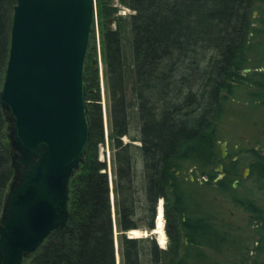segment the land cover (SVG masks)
Here are the masks:
<instances>
[{"label":"trees","instance_id":"obj_1","mask_svg":"<svg viewBox=\"0 0 264 264\" xmlns=\"http://www.w3.org/2000/svg\"><path fill=\"white\" fill-rule=\"evenodd\" d=\"M97 1L114 186L110 188L106 161L99 159L105 134L99 68L93 61L97 50L92 45L84 74L90 138L83 162L70 179V217L22 264H117L111 192L120 264H144L143 253L150 264H264V0H118L133 10L130 63L123 49L121 16L116 18V29L109 26L117 8L109 0ZM15 4L16 0H0V90ZM246 68L250 70L245 72ZM131 76L139 138L129 133L127 83ZM238 119L247 121V127H240ZM12 126L9 112L0 103V217L15 175V150L9 139ZM124 136L141 142L137 147L146 179L148 228H154L158 199H165L171 238L167 248L159 247L154 238L127 235L140 228L136 219L139 188L135 144L124 143ZM233 140L236 144L247 140L250 146L244 151L250 154L249 160L243 159V149ZM224 141L226 157L221 149ZM220 164L225 175L215 180ZM245 167L250 170L247 181ZM190 173L194 181L184 178ZM248 180L251 185H246ZM223 198L250 215L257 238L255 256L249 253L251 237L231 222V207L223 210Z\"/></svg>","mask_w":264,"mask_h":264},{"label":"water","instance_id":"obj_2","mask_svg":"<svg viewBox=\"0 0 264 264\" xmlns=\"http://www.w3.org/2000/svg\"><path fill=\"white\" fill-rule=\"evenodd\" d=\"M96 2L16 0L0 90L15 150L0 217V264H22L69 220L70 179L90 138L84 74ZM221 149L226 157L227 141ZM222 170L220 164L215 180L224 177ZM248 172L245 167L243 178Z\"/></svg>","mask_w":264,"mask_h":264},{"label":"rangeland","instance_id":"obj_3","mask_svg":"<svg viewBox=\"0 0 264 264\" xmlns=\"http://www.w3.org/2000/svg\"><path fill=\"white\" fill-rule=\"evenodd\" d=\"M110 1V6L116 7L117 11L116 13L111 16V21L109 22V26L113 29L117 28V21L116 18H119L118 22H120L122 24V38H123V49L126 55V59L128 61V63L133 61L132 58V32H131V27L129 24V15L133 13V10H131L130 8H128L127 6H124L123 4H121L118 0H109ZM98 2V1H97ZM96 2V4H97ZM100 27H99V20L98 17L96 15V22H95V35L94 37H91L90 40V46L95 45L96 46V50H97V57H95L93 59V61L95 59H97V63H94V65H98L99 68V77H100V96H101V105H102V113H103V126H104V134H105V141L103 143H101L99 145V159L102 161H106L107 163V173L109 176V181H110V188L112 189L114 184H113V178H114V174H113V154H114V150L112 149L111 146V140L109 138V132H110V116H109V101H108V91H107V77L105 74V66L102 62V56H101V37H100ZM89 46V47H90ZM133 79L132 76L129 78L128 83H127V99H128V103H129V112H130V136H134L139 138L140 137V120H139V116H138V105H137V99L134 96L133 93V89H132V85H133ZM259 112V111H258ZM257 112H255L256 114ZM258 115V113H257ZM254 121V119H253ZM253 121H251V126H254ZM238 124L240 125V127H247V121H243L241 119L237 120ZM244 134V133H240ZM239 135V136H240ZM130 136H124L122 138L124 143H133L135 145H133L132 149H133V156H134V171H135V184L136 186L139 188L138 191V206H137V214H136V219L138 220L139 224H140V231H142V235L137 236L139 238H154L157 242V244L159 245V247L161 248H167L169 246V242H168V237L166 235V230H165V218L164 220V225H163V230H164V234L166 237V244L164 245V247H162L159 242H158V235L153 233L155 228L150 229L148 228L147 225V212L145 211V206H146V201H145V195H144V188H145V175H144V165H143V157H142V153L140 151V149L137 147L138 145L141 144L140 141H133L131 140ZM237 141L233 140V145L236 144ZM264 145V143H263ZM239 149H243V151H241V155L243 157L244 160H249L251 158L250 154L247 151H244L245 148H248L250 146V144H247V140L246 142H242L240 144L237 145ZM250 175V170L247 174V176L245 177L246 181L248 179ZM247 184H252L251 180H248ZM220 200V199H218ZM162 203H164L163 200H161ZM111 202H112V216H113V221H114V231H115V238L117 241V246H116V260H117V264H120V253H119V231L117 228V223H116V208H115V196L114 193L111 192ZM221 203L223 204V210L224 211H229V207H231L233 213L231 215V222L232 224L239 228L240 231H242L246 236H250V240H249V253L251 256H255V247L257 246L256 244V240L257 238L253 235L254 234V226L251 225L250 223V215L246 212L243 211L241 208H234L231 205V202L226 199L223 198L221 200ZM160 207V205H159ZM164 213V212H163ZM139 230V229H138ZM128 236H132L129 231L127 232ZM144 257H143V262L144 264H150L149 260L146 259L145 257V253H143ZM257 261L261 262V259L259 257H257Z\"/></svg>","mask_w":264,"mask_h":264},{"label":"bare ground","instance_id":"obj_4","mask_svg":"<svg viewBox=\"0 0 264 264\" xmlns=\"http://www.w3.org/2000/svg\"><path fill=\"white\" fill-rule=\"evenodd\" d=\"M159 211V215H158V218H157V226H156V229L154 230L153 233L157 234L158 235V242L159 244L164 247V245L166 244V237H165V234H164V230H163V225H164V218H163V203L161 201L160 203V207L158 209ZM129 233L132 235V236H140L142 235V231L140 230H131L129 231Z\"/></svg>","mask_w":264,"mask_h":264},{"label":"flooded vegetation","instance_id":"obj_5","mask_svg":"<svg viewBox=\"0 0 264 264\" xmlns=\"http://www.w3.org/2000/svg\"><path fill=\"white\" fill-rule=\"evenodd\" d=\"M238 144H236V146H237ZM185 179H190V180H192V181H194L195 180V177H194V175L193 174H188L187 176H185L184 177ZM161 200H163L164 201V203H163V217L165 218V221H166V224H165V230H166V226H167V219H166V215H165V199L164 198H159L158 199V201H157V203H156V206H155V211H154V221H156V226H157V218H158V216L157 215H159L158 213H159V211H158V209H159V205H160V203H161ZM166 235H167V237H168V242L170 243V235H169V233L167 232V230H166Z\"/></svg>","mask_w":264,"mask_h":264},{"label":"crops","instance_id":"obj_6","mask_svg":"<svg viewBox=\"0 0 264 264\" xmlns=\"http://www.w3.org/2000/svg\"><path fill=\"white\" fill-rule=\"evenodd\" d=\"M141 228H139V230H140Z\"/></svg>","mask_w":264,"mask_h":264}]
</instances>
